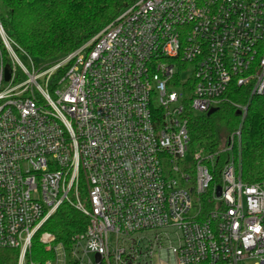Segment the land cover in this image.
Segmentation results:
<instances>
[{"label":"built area","instance_id":"built-area-1","mask_svg":"<svg viewBox=\"0 0 264 264\" xmlns=\"http://www.w3.org/2000/svg\"><path fill=\"white\" fill-rule=\"evenodd\" d=\"M0 33V249L15 264H264V181L242 179L240 129L187 157L190 110L234 84L264 96V0H134L49 67ZM65 203L88 220L68 246L44 229Z\"/></svg>","mask_w":264,"mask_h":264},{"label":"trees","instance_id":"trees-1","mask_svg":"<svg viewBox=\"0 0 264 264\" xmlns=\"http://www.w3.org/2000/svg\"><path fill=\"white\" fill-rule=\"evenodd\" d=\"M134 0H0V24L15 49L28 52L38 63L60 60L111 22ZM2 58V59H1ZM10 65L8 50L0 34V65ZM63 73L60 69L55 75ZM227 101L208 115L188 113L191 146L196 151L214 152L225 147L232 133L241 131L235 144L242 179L264 181V96H252L234 84ZM247 105L243 116L233 104ZM229 153L221 155L220 164ZM87 217L69 204H62L44 229L67 246L71 235L85 230ZM15 253L0 249V264H15Z\"/></svg>","mask_w":264,"mask_h":264},{"label":"rangeland","instance_id":"rangeland-1","mask_svg":"<svg viewBox=\"0 0 264 264\" xmlns=\"http://www.w3.org/2000/svg\"><path fill=\"white\" fill-rule=\"evenodd\" d=\"M1 34V33H0ZM2 36V35H1ZM21 56V58H22V60H23V62L24 63H26V57L24 56V55H20ZM8 57H9V61L12 63V61L10 60V54H9V51H8ZM57 60H48V61H46L45 63H48L47 64V67H49L50 65H52L51 63H54V62H56ZM50 64V65H49ZM15 75L16 76H19V78H18V80H17V83H20V82H22L24 79H25V76L24 75H22L21 74V71L18 69V70H16V73H15ZM198 114V113H197ZM194 151H196L192 146L190 147V150H189V152L187 153V157L188 158H191L192 156H191V154H192V152H194Z\"/></svg>","mask_w":264,"mask_h":264},{"label":"water","instance_id":"water-1","mask_svg":"<svg viewBox=\"0 0 264 264\" xmlns=\"http://www.w3.org/2000/svg\"><path fill=\"white\" fill-rule=\"evenodd\" d=\"M0 27L2 28L1 24H0ZM2 29H3V28H2ZM9 78H10V71H9L8 69H6V76H5V79H6V80H9ZM216 110H217V108H211V109L207 112V114L210 115V114L214 113ZM220 193H221V188H218V195H220ZM95 257H96L97 260H100V255H99V254H96Z\"/></svg>","mask_w":264,"mask_h":264}]
</instances>
